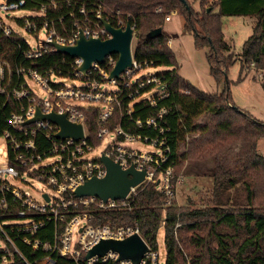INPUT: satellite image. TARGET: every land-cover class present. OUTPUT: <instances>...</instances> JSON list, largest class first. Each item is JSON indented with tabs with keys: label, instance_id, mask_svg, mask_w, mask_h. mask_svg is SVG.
<instances>
[{
	"label": "trees",
	"instance_id": "trees-1",
	"mask_svg": "<svg viewBox=\"0 0 264 264\" xmlns=\"http://www.w3.org/2000/svg\"><path fill=\"white\" fill-rule=\"evenodd\" d=\"M24 2L21 10L27 12L46 7L43 17H28L30 22L36 23L40 29L47 21L57 35L64 37L70 35L74 21L81 20L78 14L80 7L85 8L91 19L98 3L102 4L104 12L120 10L131 14L137 32L134 60L138 63L152 62L154 67L164 68L156 76L168 92V96L154 108L138 105L134 117L143 120L155 116L162 107L168 110L160 121L161 127L168 130L160 137L165 138L170 148L169 162L164 167L171 165L177 173L184 162H197L207 157L214 161L210 199L201 208H192V204L186 208L166 207L163 194L154 185H148L138 189L130 211H99L92 206L79 210L91 213L95 217L94 225L114 228L137 224L142 239L153 251L157 250V232L163 226L164 264H264V160L257 151V140L264 139V123L232 103L227 82L223 79L234 62L230 56L231 49L224 40L221 22L223 17L255 18L253 33L244 43L240 58L242 67L251 64L260 71L259 82L264 93V0H199L198 12L192 11L187 1L189 9H186L180 0H71L69 4L66 0ZM209 2L210 8L207 9ZM157 7L162 10L160 14L154 13ZM173 10L183 18V32L193 36L195 47L209 48L207 62L211 76L221 86L219 93H203L179 76L174 55L168 46L169 37L163 31L164 18ZM71 12L73 17L69 15ZM60 18H63L62 24L59 23ZM14 20L20 26L23 24L21 18ZM158 28L162 30L160 36L146 38ZM28 34L34 35L32 32ZM27 50V43L21 36L15 33L5 36L0 29V61L8 63L13 71L31 68L43 74L52 69L56 76L70 74L72 60L68 56L50 52L39 59L27 60ZM13 80L16 82L15 77ZM16 112H19V104L6 101L5 96L0 95V136L9 128L7 120L10 114ZM96 116V111L90 112L87 122L89 142L93 146L99 144ZM118 119L115 113L111 122ZM125 122L122 120L121 125L126 130L159 135L133 125L126 126ZM186 138L191 140L187 143ZM236 143L240 147L231 161L229 153ZM185 144L186 152L182 151ZM53 229V224L48 223L35 237L52 242ZM17 246L31 263L48 255L43 251L32 252L20 242ZM52 258L54 264H78L57 254ZM12 264L25 263L17 257Z\"/></svg>",
	"mask_w": 264,
	"mask_h": 264
},
{
	"label": "built area",
	"instance_id": "built-area-1",
	"mask_svg": "<svg viewBox=\"0 0 264 264\" xmlns=\"http://www.w3.org/2000/svg\"><path fill=\"white\" fill-rule=\"evenodd\" d=\"M66 1L69 4L71 0ZM24 4V0H0V29L5 36H10L13 32L2 22L1 14L7 16L23 11L21 8ZM51 5L55 7L53 2ZM45 12L46 7L42 6L39 11L28 12V15L20 17L23 19L20 26L22 33L32 32L33 36H36L40 30L46 32L43 42L34 48L27 45L28 50L25 52L27 60L39 59L50 52H55L49 45L52 42L65 46L75 45L79 30L86 39H109L111 36L101 21L121 30L129 25L133 29L132 41L137 34L131 14L120 10L104 12L101 3H98L93 11L92 19L85 8L80 7L78 14L81 20L74 21L67 37L57 35L54 27L49 26L47 21H44L39 29L36 23L27 19L43 17ZM161 12L160 7L154 10L155 14ZM174 14L175 10L167 13L165 22ZM69 15L73 17L74 13L71 12ZM59 23H63V18L59 19ZM132 41L131 67L120 73L117 79L110 78L116 55H108L102 64L93 63L85 74L78 70L82 64L81 59L71 58V72L66 77L56 76L52 69L43 74L31 68H18L13 71L8 63L0 61V95L5 96L6 101L12 100L19 104V112L10 114L7 120L9 128L0 136L6 143L7 159V167L0 170V264H12L17 257L25 264H54L52 258L54 254L78 264L116 262L117 255L113 253L90 259H85V256L101 240L122 241L135 234L141 237L138 225L114 228L108 225H94L95 217L87 211H80L79 208L92 206L99 211H130L131 201L137 195L138 189L148 185H154L155 189L163 194L165 205L173 203L174 184L177 183L178 177L173 181L174 167L171 165L164 167L169 162L170 148L165 138L160 137L168 132L160 125L168 110L162 107L156 111L155 116L143 120L134 117L138 105L154 108L168 96V92L156 73L138 77L142 69L154 68V65L152 62L138 63L134 60ZM13 77L16 78V82ZM65 80L79 84L73 86L61 84ZM29 82L38 88L42 97L35 94ZM94 104L101 105V108L94 107ZM37 109L45 115L64 114L68 122L81 125L82 138L80 140L55 138L59 127L50 121L25 124L34 118ZM93 111L97 112L96 139L107 143L99 158L90 157L96 147L89 142L87 124L88 114ZM115 113L119 119L112 123L111 119ZM122 120L126 121V126L133 125L137 129L150 130L159 135L150 136L126 130L121 125ZM139 142L151 145L155 153L144 154L128 147V144ZM102 156L123 170L132 167L138 172L144 171V181L130 188L124 199L103 202L95 197H76L74 192L78 187L92 179L105 177L106 167L100 160ZM5 176L23 185H27L24 181L26 177L41 180L50 188L52 194L42 193L41 202H37L29 191L10 184ZM9 219H20L23 223L10 224ZM48 223L54 226L52 242L41 241L35 237ZM17 242L32 252L43 251L48 255L39 261L28 262L20 252ZM146 245L148 246L147 243ZM148 248L140 264H160L156 251L151 250L149 246ZM116 263L131 264L127 260Z\"/></svg>",
	"mask_w": 264,
	"mask_h": 264
},
{
	"label": "rangeland",
	"instance_id": "rangeland-1",
	"mask_svg": "<svg viewBox=\"0 0 264 264\" xmlns=\"http://www.w3.org/2000/svg\"><path fill=\"white\" fill-rule=\"evenodd\" d=\"M190 5V8L194 12H198L199 0H186ZM211 2L208 3L207 9L210 8ZM10 15V16H9ZM5 16L1 14L2 22L8 26L13 33L21 36L28 46L34 48L38 43L43 42L46 36L44 30H40L36 36H31L27 33H22L20 25H18L14 18H20L28 15L26 11H20L18 13H12ZM13 18V19H12ZM253 17H223L222 33L225 42L231 49V59L233 60V66L229 67L224 74L223 80L227 82L226 88L229 91L232 103L240 110L249 113L257 121L264 123V93L260 86L259 75L260 71L256 69L254 65H245L242 67L241 63V51L244 43L253 33V27L255 23ZM184 20L176 12V14L170 16V20L164 22L163 31L169 37L168 46L172 54L174 55L176 65L178 68V74L180 77L189 82L192 86L197 88L206 94L219 93L221 86L217 85L214 78L210 74V67L207 62L208 47L196 48L194 44V38L192 35L183 32ZM135 48V39L132 41V51ZM164 70L162 67L144 68L138 73L139 76L153 75ZM63 85L73 86L78 85V82L71 80H65L61 82ZM30 87L39 97L38 88L29 82ZM104 89V88H102ZM94 107L101 108V105L94 104ZM202 121V120H201ZM204 122V121H203ZM197 136V135H195ZM191 139L188 138L187 143ZM106 141L99 142L90 154L91 158H99L103 150L106 148ZM128 147L134 150H138L141 153H155V149L142 142L128 144ZM240 144L236 143L231 146L229 158L232 161L233 156L239 150ZM187 145L185 144L182 151L186 152ZM258 155L264 160V139L257 140ZM7 167L6 159V143L3 137H0V170H4ZM234 167V166H232ZM214 170V161L211 158H202L200 161L184 162L180 170L177 173L174 170V180L178 179L174 184V200L171 205L186 208L189 204H192V208H201L210 199V187H211V173ZM5 179L12 185L26 189L30 192L32 198L37 202H41V194H52L50 188L41 180H33L28 177L24 178L27 185L16 183L9 180L7 176ZM164 214V211H163ZM10 224L23 223L20 219H9ZM81 226V225H79ZM76 235H73L75 239ZM164 229L163 226L157 232V259L160 264L165 262V249L163 245Z\"/></svg>",
	"mask_w": 264,
	"mask_h": 264
},
{
	"label": "water",
	"instance_id": "water-1",
	"mask_svg": "<svg viewBox=\"0 0 264 264\" xmlns=\"http://www.w3.org/2000/svg\"><path fill=\"white\" fill-rule=\"evenodd\" d=\"M180 2L189 9L185 0ZM208 12V11H207ZM103 27L110 34V38L101 40L99 38L86 39L82 31L78 32V39L73 46H65L55 42L49 45L54 48L55 53L68 56L69 58H79L82 61L78 68L80 72L85 74L93 63L102 64L108 55H116L117 59L114 68L110 74V78H119V74L131 67V41L133 29L127 25L124 30L115 29L111 24L101 21ZM161 28L151 31L147 34V39H154L161 35ZM225 77V75H224ZM226 78V77H225ZM35 121H50L59 127L55 138L63 140L72 138L80 140L83 136L81 125H75L67 121L64 114H41L37 109L33 119L28 120L25 124ZM101 162L106 167V175L103 179H92L84 185L78 187L74 195L76 197H95L103 202L107 200L124 199L130 191L144 181L145 172H138L130 167L126 170L121 169L110 159L102 156ZM46 201L48 199L44 196ZM149 248L145 241L139 235H132L122 241L117 240H101L92 247L85 256V259L93 257H103L108 253L117 255L116 262L130 261L131 264H140L144 255Z\"/></svg>",
	"mask_w": 264,
	"mask_h": 264
}]
</instances>
